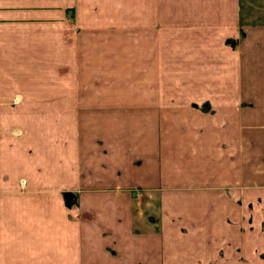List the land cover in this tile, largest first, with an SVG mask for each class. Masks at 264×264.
Returning a JSON list of instances; mask_svg holds the SVG:
<instances>
[{
  "label": "crops",
  "instance_id": "1",
  "mask_svg": "<svg viewBox=\"0 0 264 264\" xmlns=\"http://www.w3.org/2000/svg\"><path fill=\"white\" fill-rule=\"evenodd\" d=\"M0 264H264V0H0Z\"/></svg>",
  "mask_w": 264,
  "mask_h": 264
},
{
  "label": "rangeland",
  "instance_id": "2",
  "mask_svg": "<svg viewBox=\"0 0 264 264\" xmlns=\"http://www.w3.org/2000/svg\"><path fill=\"white\" fill-rule=\"evenodd\" d=\"M12 46H7V50L9 49V50H11L12 48H11ZM38 63H44V62H38ZM13 64H14V62H12V61H7V68L8 67H11V66H13ZM12 69H13V67H12ZM45 69V67L43 66V70ZM8 73H9V71H7ZM13 78L15 79V77H11V76H7V78H6V80L8 81H13ZM3 80H4V78H3ZM7 85V84H6ZM7 95H9V94H7ZM7 100H9L8 98H7Z\"/></svg>",
  "mask_w": 264,
  "mask_h": 264
}]
</instances>
